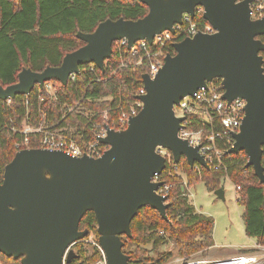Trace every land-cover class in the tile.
<instances>
[{"label":"water","instance_id":"95a60500","mask_svg":"<svg viewBox=\"0 0 264 264\" xmlns=\"http://www.w3.org/2000/svg\"><path fill=\"white\" fill-rule=\"evenodd\" d=\"M148 8L138 19H105L91 32L76 33L83 42L67 52L58 66L40 72L23 68L17 82L0 87V100L29 95L35 86L54 80L65 86L80 66L94 64L104 71L112 54V43L125 39L127 49L136 41L152 43L164 30L175 32L183 14L193 17L198 7L214 30L198 31L172 43L157 73L141 76L145 93L137 96L142 105L127 126L115 130L106 126L99 140L106 150L99 157L70 156L61 150L21 148L4 166L0 182V253L19 259L20 264H61L71 243L88 235L79 229L83 215L92 211L98 242L108 264L133 263L124 254L122 235L131 236L130 223L138 210L149 206L168 220L167 196L157 193L162 181H152L166 167V158L157 147L171 154L177 164L183 157L189 166L209 168L199 146L178 136L183 116L173 106L183 97L219 79L222 98L228 103L245 100L239 130L232 134L227 153L243 151L264 184L261 156L264 146V18L250 17V0H138ZM223 198L222 188L214 191ZM76 257L69 251L66 262Z\"/></svg>","mask_w":264,"mask_h":264},{"label":"trees","instance_id":"16d2710c","mask_svg":"<svg viewBox=\"0 0 264 264\" xmlns=\"http://www.w3.org/2000/svg\"><path fill=\"white\" fill-rule=\"evenodd\" d=\"M147 11V6L138 0H0V87L17 82L23 68L40 72L47 66L60 65L67 52L83 45L76 37L78 31L91 32L107 18L135 20ZM190 19L199 30L208 24L197 11ZM183 37L176 32L173 41L165 45V52L173 54L172 43ZM258 38L264 43V35ZM118 43H112V54L105 60L103 72L98 68L90 72L89 64L81 65V73L74 81L60 86L56 97L35 86L29 95H16L9 103L0 100V182L4 166L24 138V126L34 127L45 119L55 129H68L63 131L65 135L79 138L83 129L91 134L89 120L98 122L104 111H108V125L119 128L115 119L137 101L147 62L136 65L137 59L126 46L118 47ZM260 54L264 68V50ZM211 83L219 85L220 80ZM186 121L190 129L203 126L192 115ZM214 124L215 130L220 129L217 122ZM41 137L40 133H29L27 146L40 148ZM216 144L224 152L218 167L212 164L208 169L199 164L191 167L182 157L177 164L169 162L160 173L159 180L171 184L167 195L168 220L149 206L138 210L130 223L131 236H121L122 251L131 262L164 264L177 257L200 258L208 254L214 245V220L197 212L188 198L189 187L198 180L208 191L222 188L225 178L238 186L237 201L243 205L245 235L264 245V184L259 182L252 167L246 166L247 156L243 151L227 153L228 147H223L221 141L216 140ZM261 163L264 166V146ZM178 172L185 175L186 186ZM96 225L94 213L88 211L80 220L79 229H87L88 235L98 239ZM163 245L171 246L163 248ZM73 250L76 257L69 264H91L99 258V251L85 241L76 243ZM249 251L253 249L239 250L238 254ZM0 262L20 264L19 259L1 253Z\"/></svg>","mask_w":264,"mask_h":264},{"label":"built area","instance_id":"2783aa9c","mask_svg":"<svg viewBox=\"0 0 264 264\" xmlns=\"http://www.w3.org/2000/svg\"><path fill=\"white\" fill-rule=\"evenodd\" d=\"M250 17L252 19L264 18V0H250ZM202 13L203 9L198 7L195 12ZM187 14H183L181 24H175V32L172 34L168 30H164L153 37L152 43L149 44L146 40L136 41L132 47L128 50L130 55L137 60L136 65H141L145 60L147 62V74L153 77L157 71L161 68L164 62V57L167 54L164 50L165 45L168 42L173 41V36L178 32L185 37H191L198 31L212 33L214 30L209 24H207L203 30H199L195 23L190 19ZM118 47L126 46L127 41L121 39L118 41ZM154 48H157L156 50ZM97 68L94 64H89L88 70L95 72ZM81 73V69H80ZM78 74H71L68 81H74ZM98 80V78H96ZM62 86L57 81H45L43 90L50 94L52 97H56L57 91ZM145 90L143 85L138 90V95L144 94ZM223 88L221 83L219 85L214 83H207L206 88H199L192 96L187 95L183 97L177 104L173 106L174 114L176 116H183L185 119L182 122V127L178 131V136L188 142L189 145L199 146V152L203 155L207 164L210 167L212 164L214 167H218L222 161L223 150L217 147L216 140L222 142L223 147L230 148L233 144L232 134L239 130L241 120L244 115L245 100L242 98H235L231 102H227L222 98ZM11 99L6 101L9 103ZM141 101L133 102L127 110H122L115 122L118 124V129H123L127 126L129 117L134 116L141 108ZM108 111H104L100 121H91V134H87L85 130H81L79 138L74 136H67L63 131L68 129L59 128L55 129L54 126L47 124L45 119H42L37 126H24L22 133L24 138L21 143L16 145L17 149H21V146L27 148L29 133H40V147L47 149L61 150L70 156H83L99 157L107 149L108 146L103 144L99 139L106 135V126L108 125ZM195 116L203 126L194 130L187 128L188 121L187 116ZM215 122L218 123L220 129L215 130ZM110 127V126H109ZM112 128V127H110ZM114 129V128H112ZM71 130V129H69ZM157 152L166 158V165L172 162V157L169 151L157 147ZM174 164V163H173ZM160 175V174H159ZM159 175H155L152 181H160ZM183 185L186 186V181L183 177ZM171 184L162 183L158 187L157 193L162 196H167ZM239 188L238 186L236 187ZM159 234H163L162 231ZM85 241L86 243L94 246L99 251V258L91 264H108L105 253L101 248L98 239L92 234L87 235L81 240L75 241L66 247L61 264H69L66 262V256L69 251H74L73 247L76 243ZM164 264H264V245L257 243L253 246V251L236 254L227 257L219 258H191V257H177Z\"/></svg>","mask_w":264,"mask_h":264},{"label":"rangeland","instance_id":"374dc122","mask_svg":"<svg viewBox=\"0 0 264 264\" xmlns=\"http://www.w3.org/2000/svg\"><path fill=\"white\" fill-rule=\"evenodd\" d=\"M178 173L185 177L184 174ZM222 190L223 198H219L214 191H208L200 180L189 187L188 190V198L194 204L195 210L211 216L214 220L212 237L215 247L209 249L208 254L200 258L236 255L237 253L232 254L235 250L244 244L252 243L251 238L247 237L244 232L243 205L237 201L238 192L235 185L225 178L222 180ZM256 244L257 242L254 241L250 247L241 250L253 249ZM170 246L163 245V248H169Z\"/></svg>","mask_w":264,"mask_h":264},{"label":"crops","instance_id":"0c3cea01","mask_svg":"<svg viewBox=\"0 0 264 264\" xmlns=\"http://www.w3.org/2000/svg\"><path fill=\"white\" fill-rule=\"evenodd\" d=\"M188 190H189V189H188ZM251 241H252V243L242 245L239 249L235 250V252L232 253V254H236V253L238 254V251H239V250H241V249H246V248L250 247V246L253 244V242L255 241V239L251 238ZM214 247H215V245H213L212 248H214ZM212 258H213V257H212ZM214 258H215V257H214Z\"/></svg>","mask_w":264,"mask_h":264}]
</instances>
